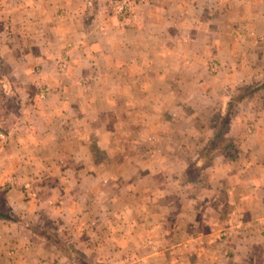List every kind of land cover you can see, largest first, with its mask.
<instances>
[{
  "label": "crops",
  "instance_id": "1",
  "mask_svg": "<svg viewBox=\"0 0 264 264\" xmlns=\"http://www.w3.org/2000/svg\"><path fill=\"white\" fill-rule=\"evenodd\" d=\"M107 3L0 0V264H264V0Z\"/></svg>",
  "mask_w": 264,
  "mask_h": 264
},
{
  "label": "rangeland",
  "instance_id": "2",
  "mask_svg": "<svg viewBox=\"0 0 264 264\" xmlns=\"http://www.w3.org/2000/svg\"><path fill=\"white\" fill-rule=\"evenodd\" d=\"M3 66H0V73H4ZM63 66L60 67V69H57V76H65L66 74V70L62 69ZM252 80V79H250ZM262 83H264V77L263 78H255V80L252 83H244L241 82L239 84V91L240 92H244V96L240 98H238L236 100L235 103V107L234 108H227L225 112L221 113L220 110L216 111V117L215 119H213L211 122H215V125H217L218 127H221L222 125H224V127L222 128V134L224 135L225 132L227 131V124L230 121V118L232 117V115H235V113L237 112V121L239 122V125H244L246 127H251L252 128V121L251 119L256 120V117H258V112L259 111H264V88L259 87ZM10 84V83H9ZM37 87L39 88V92L40 94H42L41 96H45L46 94H48L49 92L52 91L53 87L51 86V83H47V82H37ZM16 86L17 85L16 83ZM236 111V112H234ZM186 112L185 115L186 116ZM175 116H178V114H176ZM183 116H181V118H183ZM234 117V116H233ZM177 118V117H176ZM262 122H256V125L260 127V125L264 124V118H261ZM255 129V128H254ZM253 129V130H254ZM250 131V130H249ZM252 133V130L251 132ZM230 139V138H229ZM232 142H234V140H232ZM234 148H235V144H234ZM233 148V149H234ZM236 150V148H235ZM238 152V150H237ZM68 181H72L69 180L68 178H66Z\"/></svg>",
  "mask_w": 264,
  "mask_h": 264
},
{
  "label": "built area",
  "instance_id": "3",
  "mask_svg": "<svg viewBox=\"0 0 264 264\" xmlns=\"http://www.w3.org/2000/svg\"><path fill=\"white\" fill-rule=\"evenodd\" d=\"M141 0H108L107 5L109 6V10L115 14H124L127 17L130 16L132 8L134 5ZM216 65H212V69H214ZM4 138V135L0 134V139Z\"/></svg>",
  "mask_w": 264,
  "mask_h": 264
},
{
  "label": "trees",
  "instance_id": "4",
  "mask_svg": "<svg viewBox=\"0 0 264 264\" xmlns=\"http://www.w3.org/2000/svg\"><path fill=\"white\" fill-rule=\"evenodd\" d=\"M259 87H262V88H264V83H262ZM224 127V125H222L221 127H219V129L216 131V133H215V137L216 138H220V137H222V128Z\"/></svg>",
  "mask_w": 264,
  "mask_h": 264
}]
</instances>
